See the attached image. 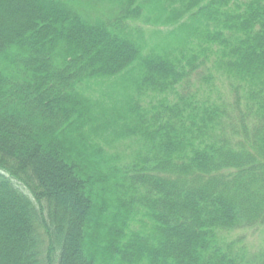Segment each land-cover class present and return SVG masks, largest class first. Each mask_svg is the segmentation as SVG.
Instances as JSON below:
<instances>
[{"label":"trees","instance_id":"trees-1","mask_svg":"<svg viewBox=\"0 0 264 264\" xmlns=\"http://www.w3.org/2000/svg\"><path fill=\"white\" fill-rule=\"evenodd\" d=\"M0 264H264V0H0Z\"/></svg>","mask_w":264,"mask_h":264},{"label":"rangeland","instance_id":"rangeland-1","mask_svg":"<svg viewBox=\"0 0 264 264\" xmlns=\"http://www.w3.org/2000/svg\"><path fill=\"white\" fill-rule=\"evenodd\" d=\"M246 240L251 251H257L262 244V236L259 232H247L245 234Z\"/></svg>","mask_w":264,"mask_h":264}]
</instances>
